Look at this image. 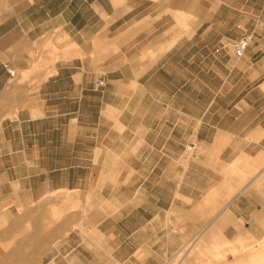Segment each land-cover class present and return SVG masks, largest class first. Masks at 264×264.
Segmentation results:
<instances>
[{"label": "crops", "instance_id": "crops-1", "mask_svg": "<svg viewBox=\"0 0 264 264\" xmlns=\"http://www.w3.org/2000/svg\"><path fill=\"white\" fill-rule=\"evenodd\" d=\"M115 13L154 10L131 0H0V207L32 205L44 189L102 193L110 185L112 200L101 194L111 205L103 217L116 222L88 236L70 232L39 261L32 255L41 247L32 245L2 258L0 217V264H161L176 252L172 239L191 235L170 230L178 220L190 232L205 223L227 241L264 237V69L242 93L225 85L218 49L200 57L212 65L194 71L198 56L175 43L140 64L141 116L114 125L102 116L116 108L111 88L97 91L96 81L112 71ZM66 43L84 57L66 58ZM6 66L28 79L10 88ZM129 86L118 89L127 97L123 111ZM189 141L195 157L179 166ZM35 207L44 214V200Z\"/></svg>", "mask_w": 264, "mask_h": 264}, {"label": "rangeland", "instance_id": "rangeland-1", "mask_svg": "<svg viewBox=\"0 0 264 264\" xmlns=\"http://www.w3.org/2000/svg\"><path fill=\"white\" fill-rule=\"evenodd\" d=\"M131 1L132 7L154 10V13L112 15V71L109 72V78L105 79L102 76L97 79L103 80L104 86H96V88L97 91L111 88L112 101L116 108L110 111L105 110L102 116L111 117L114 125L118 123L119 117L126 120L141 116L138 101L142 95V89L137 88L136 84L140 64L147 58L152 63L175 43H177L176 47L183 45V49H189L188 52L191 51L198 56L194 58L193 66L196 69L194 71L201 69V66L206 63L212 65L211 61L208 62L200 57L209 52L207 49H212V52L218 49L222 62L220 60L215 64L222 68L223 80L227 87L235 85L241 90L248 88L254 84L256 71L257 74L263 71L264 0ZM175 8L191 9L194 13L172 11ZM254 9L257 12H254ZM84 16L88 17L86 14ZM211 24L213 30L210 31L209 36L204 37ZM246 36L250 37V45L244 56L238 59L234 55L235 44ZM83 55L80 48L72 43H66L64 49L66 58L84 57ZM255 59L261 61L256 67L252 66ZM99 66L97 65V68ZM102 70L103 68L100 69ZM142 70L143 66L140 68V71ZM26 79L28 77L25 73H18L11 81L10 88H18ZM199 79L207 81L204 78ZM199 79L195 81H200ZM221 80V78H212L208 82L216 84ZM123 81L130 82L129 89L132 92L129 106L124 111V102L121 99L126 100L127 97H121L118 90L122 87ZM244 91L242 90V93ZM104 128L102 123L100 130L104 132ZM113 132L119 133V126L114 127ZM180 149H182V157L179 159V166L185 167L195 157L196 142H183ZM110 187L108 185L102 193L94 189L84 192L44 189L43 194L32 205L2 204L0 207L2 258L5 253L12 252L13 247L32 245L35 248L41 247L32 255L33 258L41 261L44 251L50 252L55 247L63 245L64 241L69 240L66 237L70 232L81 231L85 233L82 234L83 236H88L91 234L87 232L109 229L116 222L112 217H103L107 210L111 209V205L106 204L108 201L102 198L101 194L112 200L108 195ZM39 192L36 190L34 194ZM43 200L44 214L35 211L36 203ZM211 218L205 217L204 220H211ZM180 224L178 220L170 230L176 231L178 235H191L177 236L176 239H172V247L176 249V252L171 259L161 264H264V237L260 240L251 239L245 243L239 240L227 241L221 232L208 231L205 223L203 225L198 223L191 232L182 230ZM234 233L229 231V236L233 238ZM71 236L74 237L73 234Z\"/></svg>", "mask_w": 264, "mask_h": 264}, {"label": "built area", "instance_id": "built-area-1", "mask_svg": "<svg viewBox=\"0 0 264 264\" xmlns=\"http://www.w3.org/2000/svg\"><path fill=\"white\" fill-rule=\"evenodd\" d=\"M250 45V37L246 36V37H242L236 44H235V47H234V55L236 58H241L244 56L247 48L249 47ZM6 69H7V72L10 76V78L13 80L16 76H17V73H16V70L15 69H12V68H9L6 66ZM97 83V86H104V81L103 80H97L96 81Z\"/></svg>", "mask_w": 264, "mask_h": 264}]
</instances>
